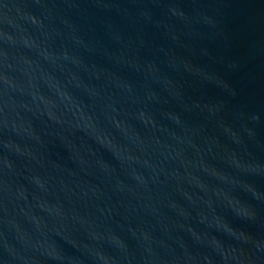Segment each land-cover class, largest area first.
Returning <instances> with one entry per match:
<instances>
[{
  "label": "water",
  "instance_id": "95a60500",
  "mask_svg": "<svg viewBox=\"0 0 264 264\" xmlns=\"http://www.w3.org/2000/svg\"><path fill=\"white\" fill-rule=\"evenodd\" d=\"M0 264H264V0H0Z\"/></svg>",
  "mask_w": 264,
  "mask_h": 264
}]
</instances>
